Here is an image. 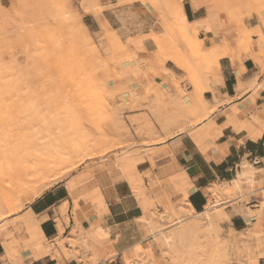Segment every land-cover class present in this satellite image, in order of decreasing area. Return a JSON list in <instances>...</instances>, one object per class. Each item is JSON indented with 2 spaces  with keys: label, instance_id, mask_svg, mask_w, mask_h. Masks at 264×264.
Wrapping results in <instances>:
<instances>
[{
  "label": "rangeland",
  "instance_id": "1",
  "mask_svg": "<svg viewBox=\"0 0 264 264\" xmlns=\"http://www.w3.org/2000/svg\"><path fill=\"white\" fill-rule=\"evenodd\" d=\"M226 3L230 5L227 10L217 8L218 13L225 16L224 49H232L234 58V53L239 57L261 42L263 46L264 0H226ZM76 4L81 7L77 9ZM151 5L161 14L159 25L163 34L147 36L156 45L155 50L147 52L140 44L122 42L105 28L98 34L89 29L86 32L80 23L85 24L84 15L91 10L102 11L92 0H0V6L21 24L0 34V193L13 188L17 173L11 176L8 168L15 156L27 157L33 154L31 150L35 147L51 143L67 148L88 144L86 156L77 157L81 162L51 187L74 177L76 187H84L91 184L86 176L96 171L118 167L125 173L124 162H136L133 163L136 167L148 162L149 171L137 170L136 175L127 171L132 181L136 178L139 181L136 193L145 212L153 210L156 211L154 216H158L164 203L175 205V209L183 204L179 203L182 192L175 183L182 180L177 175H154V170L161 168L156 162L160 154L152 144L177 133L189 132L196 136L201 131L198 124L211 118L215 109L204 111L201 100L194 95L200 92V85L216 77L215 61L224 49H206L202 41L197 43L180 24L175 3L167 5L171 18L160 3L151 2ZM253 25L256 28H252ZM144 54L149 57L144 58ZM167 64L177 69L180 77L171 74L166 69ZM162 74L171 76L178 96L165 93L163 85L154 82V78ZM141 113H148L149 121L142 120ZM133 115H137L134 122ZM31 202L9 215L6 226L0 229V242L7 250L8 264L22 262L29 254L35 258L29 249L24 224L28 215L26 207ZM76 202L81 206L78 211L74 209L75 217L79 212H95L101 217L105 214L104 205L91 192L78 196L75 205ZM61 213L66 215V211ZM223 213L228 216L224 210ZM225 222L219 220V232L211 234L214 245L208 239L210 235L207 239L204 237L206 241L203 238L204 257L198 264L211 261L212 256H216L212 253H216L220 245L224 249H218L226 250L221 253L228 254L224 255L228 258L222 257L229 264L237 263L241 249L252 253L244 243V236L228 231L223 225ZM155 228L157 232L161 224H156ZM142 229L151 240L148 239L141 257L135 258L154 264H175L163 253L164 248L144 221ZM64 242L54 243L62 247ZM54 243L44 241L58 255ZM53 251L51 255H55Z\"/></svg>",
  "mask_w": 264,
  "mask_h": 264
},
{
  "label": "crops",
  "instance_id": "2",
  "mask_svg": "<svg viewBox=\"0 0 264 264\" xmlns=\"http://www.w3.org/2000/svg\"><path fill=\"white\" fill-rule=\"evenodd\" d=\"M92 1L101 6L102 11L91 10L84 15L85 24L83 21L80 23L86 32L89 29L93 34H98L105 28L110 35H116L128 45L129 40L136 43L142 36L140 45L147 52L156 49L155 43L147 39V36L163 34L159 25L161 14L154 7H149L151 2H158L161 7L164 6L171 18L167 5L172 2L178 5V2L182 1L183 9L179 11L178 17L185 16L189 23L206 20L207 12H210L208 7L199 8L195 11L196 19L193 20L187 6L188 0H132L128 7L130 11L134 10L142 21L140 30H134L122 23L125 6L119 2L120 0ZM205 1L207 0H203L204 4ZM207 5L213 4L209 2ZM217 17L221 25L217 36L214 32L206 33L200 27L184 28L189 30L197 43L202 41L204 48L209 49L212 45L218 44L222 49L225 40V16L218 13ZM252 28H256V25ZM165 33L167 35L168 31ZM255 41L258 42L259 39L255 38ZM259 45L253 48V51L241 53L239 57H236L235 53L234 58L232 55L222 57L216 77L205 81L200 85V92H195L194 96L201 100L204 111L206 108L215 109L210 119L198 124V130L201 131L196 136L189 132L177 133L162 142L152 144L153 149L160 154L156 162L161 169L154 170L155 176L177 175L181 179L185 164L194 155H199L206 162V170L201 169L200 176L195 181L196 191L189 192L186 200V208L195 213H202L211 200L216 199L212 194L217 193L216 196H220L217 188L225 184L232 186L235 179L239 178V173L250 171L248 168L250 166L254 169L255 178L251 173L243 178L245 181H242V192L233 196L229 202H221L224 203L221 206L230 219L223 224L224 227L228 231H235V234L243 233V240L248 242V247L253 253L264 244V206L261 207L264 203V46H261L262 42ZM143 57L147 59L149 56L144 54ZM166 69L180 77L177 69L171 68L168 64ZM154 82L163 85L165 93L170 92L172 96H178L170 75L162 74L154 78ZM240 84H243L241 90ZM189 91L193 92L192 87H189ZM142 115H144L142 120L147 122L144 118L149 114ZM253 115L259 117L260 124H254ZM135 119L133 120L136 121ZM250 124L254 128L252 133L245 129V126ZM124 163L126 167L127 162ZM137 170L149 171L151 166L148 162L141 163L133 175H136ZM125 173L118 167L96 171L86 176L91 184L79 188L74 183L77 180L74 177L73 180L68 179L53 185L28 204L26 212L30 211L39 219L47 216L40 227L48 242L64 240V248L57 247V243H54L59 255L49 254L41 259H34L29 254L24 257V261L16 264H126V255L131 261L138 257L135 256V247L140 244L141 247L147 248V242L151 240L142 229L143 221L146 222L144 217L148 218L156 211L145 212L136 193L139 191V181L137 178L136 181H132L128 173ZM113 175L127 179H122L118 185L109 188L108 182ZM175 183L182 192L183 183L180 180ZM86 192L93 193L104 205L105 214L102 217L95 212L75 211L76 219L75 201ZM179 200V203L183 202L182 198ZM80 206L79 204V208ZM37 207H40L41 211L37 212ZM164 207L170 211L175 205L171 207L164 203L158 210L167 217L170 212L165 213ZM62 209L66 211V215L61 213ZM58 219L64 229L63 234H60ZM260 222L263 226L258 227ZM257 235L260 237H256ZM7 260L9 259L5 246L0 242V264H8Z\"/></svg>",
  "mask_w": 264,
  "mask_h": 264
},
{
  "label": "bare ground",
  "instance_id": "3",
  "mask_svg": "<svg viewBox=\"0 0 264 264\" xmlns=\"http://www.w3.org/2000/svg\"><path fill=\"white\" fill-rule=\"evenodd\" d=\"M209 2L213 3V0H207V2L205 1L206 3L205 5H207ZM178 8H179V11L181 12L183 9L182 1L178 2ZM207 13H208V18L206 20H200L199 18L200 21L197 20L195 23H189L186 17L182 16V18H180V24L183 27H188V28L200 27L206 33L214 32L215 35L217 36V32L221 26L220 22H218V17H217L218 10L217 8H214L213 11L207 12ZM20 25L21 24L18 19L10 15L6 11L5 8L0 6V34H3V33L6 34L10 30L12 29L14 30L15 28L20 27ZM209 29L211 30L209 31ZM240 45L242 44L240 43ZM248 46L250 45L248 44ZM224 47L225 45L223 46L222 49H224ZM211 48L220 49L221 47L220 45L216 44V45H212ZM248 48L247 50H249ZM241 49H243V47ZM222 53H223L222 56L215 61V66L217 67L218 70L220 69V59L224 56L232 55L233 50L224 49ZM257 54L255 53V55ZM242 88H243V84H240L239 89L241 90ZM147 117L148 116H146L144 119L148 121V119L150 118L148 117V119H146ZM134 118H132L133 122H134L133 120ZM253 122L254 124H260L259 117L256 115H253ZM245 129H248L251 133L254 130L252 124L245 126ZM41 147L42 148L38 146L37 148L35 147V149L33 147L34 150H31L33 151L32 155H29L27 157H20V158H16L15 156V158L11 160L12 163L10 167L8 168L10 170V175L14 176L15 175L14 173H17V174L15 175L16 177L14 178V181H13V188L8 191L3 190L2 193H0V219H3L1 220L2 224L0 225V229L6 226L8 222L7 217L9 215L17 213L25 205V203H29L35 198L41 196L49 187H51V185L54 182H57L58 180H60L74 166H77L81 162L80 160L77 159L78 156L85 155L86 153L89 152L88 144H83V145L77 144V145L67 148V147H60L56 143H51L49 144V146L41 145ZM21 156H23V154H21ZM133 163H136V162H133ZM133 163L132 161L131 162L127 161V166L124 167L126 169L125 172H127L128 170L130 171V173L132 171L134 173L136 172V164H133ZM248 168H250V171L248 170L244 173H239V178L235 179L236 181L232 183V186L225 184L223 185V187H219V188L216 187L217 190H219L220 196L217 197L216 196L217 193L213 192L214 193L212 194L213 198L215 197L216 199L212 198L213 199L211 200L212 202L206 207L205 211H203L202 213H195L193 212V210L186 208V200L189 195V192H188L187 195H182L183 204L180 207L176 209L173 208L170 211L168 208H166L167 206L164 207V209L166 208L165 213L170 212L169 216L165 217V214L163 215L158 212V216H154L153 214L148 218L144 217V219L146 220V222L149 224L151 228L150 229L151 235L164 248L163 253L164 252L167 253V255L171 257V259H173L175 264H198L199 262H201L200 260H202V258L204 257L202 252L206 245L204 241H206L207 235H210L211 239L210 238L208 239L210 240V243H212L211 240L213 237L211 236V234L219 232L218 231L219 229L217 226L219 223V220L221 219L226 220V221L230 220L229 217L223 213V206L221 205L224 203H221V202L222 201L229 202L233 196H235L237 193L242 192V181L243 180L245 181V179L243 178L250 173L252 175L254 173V169L251 166ZM4 170H7V169L4 168ZM70 191L72 193L71 189ZM182 192H184V190H182ZM262 206H264V203H262L261 207ZM75 209L76 211L79 209V202H76ZM61 211H63V209ZM27 214L28 215L26 219L24 220V224H25V227L29 235L28 236L29 249H30V252L35 256L34 259H41L51 254V251L54 250L50 248L51 246L48 247L44 244V241L46 240L48 242V240L44 236L41 230V227H40L41 222L46 220L47 216H44L41 219H39L37 216H35L30 211L27 212ZM160 221H163V223ZM158 223L161 224V229H159L157 232H154L155 231L154 228L156 224ZM258 225L263 226L261 222ZM58 228H59L60 234H63L64 229L62 227L61 222H59ZM232 232L236 233L235 231H232ZM237 234L244 235L243 233H237ZM204 237H206V239ZM69 242L71 241L69 240ZM244 243L248 247V242L244 241ZM57 247L55 248L57 249ZM215 247H217V245L214 246V248ZM218 247L222 248L221 245ZM218 247H217V250L216 248L214 249V251L216 250V253H212V255L216 254V256H212L213 258H211V261L210 260L206 261L208 263H205V261H202L204 263H201V264H229L226 262V260H224L228 258L226 257L228 256V254L224 253V255L226 254V256H224L221 253L222 251L226 252V250H222L224 249V247L219 250ZM145 250H146V247L143 248L139 244L138 246L135 247L134 251L136 254L135 253L134 254L135 256H139L138 254L142 253ZM54 253L55 255L57 254L56 252ZM237 254L239 258L237 260V263L235 264H249V260L253 256L254 253L252 252L250 254L249 251H247V249L245 248V249H241L240 252H238ZM6 256H7V250H6ZM126 256H127L126 261H125L126 264H129V262H131V264H154L153 262H150V261L146 262L143 259L137 260L136 259L137 257L135 259L133 258L134 261L133 259L131 261V259L128 258V255ZM222 256H224L225 258Z\"/></svg>",
  "mask_w": 264,
  "mask_h": 264
},
{
  "label": "snow or ice",
  "instance_id": "4",
  "mask_svg": "<svg viewBox=\"0 0 264 264\" xmlns=\"http://www.w3.org/2000/svg\"><path fill=\"white\" fill-rule=\"evenodd\" d=\"M121 4L124 5V17L122 23L127 25L134 30H140L142 21L139 19L138 14L134 11L129 9V5L132 3V0H120ZM188 8L192 19L195 20V11L199 8L208 7L209 11H213L214 8H218L220 10H227L230 5L226 3V0H213V5H205L203 0H188ZM75 7L78 9L81 5L76 4ZM149 7H154V5H149ZM76 19L79 21L80 16L79 13L76 12ZM203 15V13H201ZM211 18V17H210ZM211 29H209L210 31ZM143 37L141 36L137 39L136 43L140 44ZM128 43L130 44L131 41L129 40ZM206 170V162L202 160L199 155H194L189 158L188 162L185 164V168L181 173V180L184 186V192L181 195H187L188 192H195L197 188L196 180L200 176V170ZM122 179H127L126 177H121L119 175H113L108 182L109 188H112L115 185H118L119 181ZM36 211H41L40 207L36 208ZM167 255V253H165ZM131 264V262H129ZM249 264H264V244L261 247L254 251L253 256L249 260Z\"/></svg>",
  "mask_w": 264,
  "mask_h": 264
}]
</instances>
